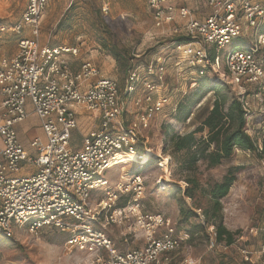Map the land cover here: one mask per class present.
<instances>
[{
    "label": "built area",
    "instance_id": "built-area-1",
    "mask_svg": "<svg viewBox=\"0 0 264 264\" xmlns=\"http://www.w3.org/2000/svg\"><path fill=\"white\" fill-rule=\"evenodd\" d=\"M143 1L153 29L170 39L176 71L184 67L193 76L209 75L210 82L236 87L240 95L251 89L258 92L264 82V34H255L248 45L236 43L245 28L259 26L264 0H206L210 13L203 18L177 5V0ZM47 5L48 0H27L21 18L8 30L21 36L26 27L28 35L18 40L13 57L0 59V235L12 238L21 229L66 232V250L92 255L91 264H201L184 254L188 235L176 236L169 219L141 210L139 175L119 177L112 189L103 177L117 154H134L139 144H145V131L154 116L174 105L170 96L160 94L166 60L159 56L144 65V75L141 66L129 67L122 94L117 82L103 76L91 61L82 62L72 73L69 57H77L79 47L39 44L40 21ZM102 11L107 13L108 7L103 5ZM179 38L187 41L179 43ZM129 97L136 112L133 120L129 119ZM27 102L44 137L30 142L34 155L25 151L16 132V126L29 115ZM247 106L245 100L248 112ZM76 108L97 113L100 119L97 129L82 136L79 149L71 146L72 132L77 129ZM25 165L34 172L21 176ZM96 191H103L104 197L91 206ZM127 196H131L128 206L116 207ZM102 213L103 228L110 222L124 223L128 235H142V247L118 251L95 226ZM227 248L216 242L210 226L208 249Z\"/></svg>",
    "mask_w": 264,
    "mask_h": 264
},
{
    "label": "rangeland",
    "instance_id": "rangeland-1",
    "mask_svg": "<svg viewBox=\"0 0 264 264\" xmlns=\"http://www.w3.org/2000/svg\"><path fill=\"white\" fill-rule=\"evenodd\" d=\"M25 1L0 0V59L13 57L18 52V40L28 35L26 27L21 36L8 30L21 18ZM186 4L189 8L197 6L199 10L195 14L210 11L206 0H186ZM103 5L108 7L107 13L102 11ZM258 25L256 29L245 28L243 38L237 44H251L255 34L264 33V18ZM38 39L42 46H75L79 47L80 52L88 55L93 53L98 59L109 62L112 72L106 77L117 82L119 92H123L129 67L141 66L139 71L142 73L143 66L159 56L167 64L164 89L160 94L170 96L173 104L183 96L193 95L197 90L211 85L207 82L209 75L200 78L184 67L179 72L175 70L172 64L175 53L170 39L162 37L159 31L153 29L143 0H48L40 21ZM112 48L124 59V67L111 57L109 50ZM105 70L102 67V71ZM223 86L228 99L239 97L241 91L236 87L228 84ZM251 90L245 96L248 103L247 133L256 143L258 152L236 149L230 159L217 167L207 168L205 163L198 162L193 173H187L179 167L182 155L176 154V160L171 157V145L161 134V127L168 125L178 135L195 130L212 106L214 94L209 93L193 105L190 117L184 122L177 121L175 111L165 106L154 116L145 131L148 138L145 144H139L133 156H119L103 175L111 189L117 185L119 177L139 175L143 182L141 210L169 219L175 235L179 236L189 234V230L180 223L179 214L181 202L190 203L182 194L186 187L185 177L195 175L201 185L206 187L220 182L230 167L241 166L236 181L222 200L223 222L229 231L236 232L234 242L226 250H210L209 227L204 233L193 234L186 242L184 254L199 259L201 264H264V82L258 92ZM256 92L258 96L254 97ZM131 98L128 99V112L129 119L133 120L136 112ZM256 118L260 122L256 123ZM36 135L37 125L30 127L26 133L18 131L19 139L26 146L29 139ZM82 136L78 128L72 132L71 146L75 145L74 149L80 148ZM201 136L205 137L206 131L196 134V138ZM146 149L150 154H145L148 153ZM27 169L21 170L20 174ZM103 197V191L94 192L90 205L95 206ZM130 198H120L116 207L128 206ZM104 216L105 213L99 216L95 226L114 243L118 251L142 247V235H128L124 223L110 222L103 228ZM196 220H201V217ZM67 238L68 233L53 228H43L36 233L21 229L15 231L12 238L0 235V264H91L92 255L66 250L64 243Z\"/></svg>",
    "mask_w": 264,
    "mask_h": 264
},
{
    "label": "trees",
    "instance_id": "trees-1",
    "mask_svg": "<svg viewBox=\"0 0 264 264\" xmlns=\"http://www.w3.org/2000/svg\"><path fill=\"white\" fill-rule=\"evenodd\" d=\"M177 41L183 43L187 40L179 38ZM109 52L115 62L124 67L125 61L120 53L115 48L110 49ZM207 82L211 85L206 89H199L193 95L183 96L171 106V110L175 111L176 120L184 122L190 117L193 105L198 104L207 94L213 93L212 106L195 130L178 135L173 133L168 125L161 127V134L171 145V157L176 160L175 155L181 154L179 167L187 173H193L196 164L201 161L207 168L217 167L230 159L236 149L258 152L256 143L247 133L248 112L244 109L245 96L251 91L228 99L223 92V83L210 82L209 79ZM207 82L204 81L205 84ZM255 122H260V119L256 118ZM205 131V137L196 138V134ZM145 154L148 155L146 152ZM148 162L150 165V160ZM241 170V166L230 167L220 182L206 187L201 185L195 175L185 177L186 187L182 190V194L190 203L187 205L181 202L179 214L180 223L189 230L190 235L186 233L189 239L193 234L204 233L206 228L212 226L218 244L228 247L233 244L236 232L229 231L224 225L222 200L227 196ZM200 217L201 220H196Z\"/></svg>",
    "mask_w": 264,
    "mask_h": 264
},
{
    "label": "crops",
    "instance_id": "crops-1",
    "mask_svg": "<svg viewBox=\"0 0 264 264\" xmlns=\"http://www.w3.org/2000/svg\"><path fill=\"white\" fill-rule=\"evenodd\" d=\"M177 5L187 6L186 0H177ZM190 9H192L194 12L199 10L197 8V6L194 8L190 7ZM146 12L151 19V15H150L149 11L147 10V8H146ZM209 13H210L209 10L207 13H202V11L196 12L195 16L197 18H203V17L207 16ZM151 21H152V19H151ZM69 60H70L69 68H70V71L72 73H76L79 70L81 63L84 61H91L96 65L98 63L97 66L99 67V65H100L99 69L101 71V74L105 77H106V75L111 74V72H112V70L110 69L111 68L110 63L107 61H104L103 59H101V60H100V58L98 59L97 57H95V55L93 53L88 55L86 53L80 52L77 57H69ZM102 67H104L106 70L102 71ZM87 86H88V84H85L82 88L85 89ZM121 92L122 91H120L119 94H122ZM154 98L156 99L157 97L154 96ZM0 102H1V96H0ZM26 110L29 112V115L22 123H20L19 125L16 126V132H17V136H18V131H20L22 133L23 132L26 133L30 127H32L33 125H37L38 135L32 136L29 139L27 146L22 143V141L19 139V136H18V139H19L20 143L22 144L23 148L25 149V151L29 155H34V150L30 147V142L35 138H39V139L43 140L44 137H43V133H42L41 128H40V122H39L38 118L32 113V107H31V104L29 102H27V104H26ZM75 111L77 114V116H76L77 128L79 130H81V133L83 136L86 135L88 132L95 130L99 127L100 119H99V115L97 113L86 112L80 108H76ZM74 147H75V145L73 146V149H74ZM23 169H27V171L25 170L26 172H24L23 174L19 173V175H21V176H28L34 172V169L30 166H27V165L23 166L21 170H23Z\"/></svg>",
    "mask_w": 264,
    "mask_h": 264
},
{
    "label": "bare ground",
    "instance_id": "bare-ground-1",
    "mask_svg": "<svg viewBox=\"0 0 264 264\" xmlns=\"http://www.w3.org/2000/svg\"><path fill=\"white\" fill-rule=\"evenodd\" d=\"M146 151L148 152V150L146 149ZM148 154H150L149 152H148ZM133 156V155H135V154H132V153H126L125 155H122L121 153H119V154H117L116 156H115V158L112 160V164H111V166L118 160V157L119 156ZM161 165V164H160ZM110 166V167H111Z\"/></svg>",
    "mask_w": 264,
    "mask_h": 264
}]
</instances>
